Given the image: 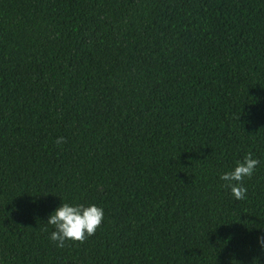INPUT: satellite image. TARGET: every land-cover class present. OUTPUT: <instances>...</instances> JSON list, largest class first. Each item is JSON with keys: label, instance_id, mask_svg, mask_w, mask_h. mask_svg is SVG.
Returning a JSON list of instances; mask_svg holds the SVG:
<instances>
[{"label": "trees", "instance_id": "1", "mask_svg": "<svg viewBox=\"0 0 264 264\" xmlns=\"http://www.w3.org/2000/svg\"><path fill=\"white\" fill-rule=\"evenodd\" d=\"M62 202L103 209L85 242L50 240ZM261 235L264 0H0V264H264Z\"/></svg>", "mask_w": 264, "mask_h": 264}, {"label": "clouds", "instance_id": "2", "mask_svg": "<svg viewBox=\"0 0 264 264\" xmlns=\"http://www.w3.org/2000/svg\"><path fill=\"white\" fill-rule=\"evenodd\" d=\"M55 143L59 146L65 143L64 137H58ZM259 160L247 153L242 160H238L232 170L224 172L220 179L224 187L231 190L233 197L239 201L246 198L247 188L243 181L251 177L256 170ZM104 219V211L95 204L62 202L48 217L47 224L53 227L50 234L57 247L63 248L66 241L83 243L95 234ZM261 247H264V235L258 237Z\"/></svg>", "mask_w": 264, "mask_h": 264}]
</instances>
